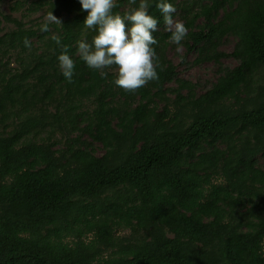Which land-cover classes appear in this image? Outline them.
<instances>
[{"label": "trees", "instance_id": "obj_1", "mask_svg": "<svg viewBox=\"0 0 264 264\" xmlns=\"http://www.w3.org/2000/svg\"><path fill=\"white\" fill-rule=\"evenodd\" d=\"M5 1L21 15L0 12V264H264V0H171L193 64L219 66L202 93L162 19L158 79L129 91L80 59L78 0Z\"/></svg>", "mask_w": 264, "mask_h": 264}, {"label": "clouds", "instance_id": "obj_2", "mask_svg": "<svg viewBox=\"0 0 264 264\" xmlns=\"http://www.w3.org/2000/svg\"><path fill=\"white\" fill-rule=\"evenodd\" d=\"M81 10H86L83 26L95 32L91 41L77 42V53L87 67L106 76V69L115 66L113 83L125 90H136L149 81L158 79L159 61L153 47L161 19L169 27V40L177 47L182 45L188 31L185 24L173 19L176 12L171 0H133L136 6L125 14L114 12L117 0H78ZM160 16L149 11L152 5ZM51 19L59 21L51 15ZM46 28V26H45ZM59 44V40L57 39ZM25 46L29 41L24 40ZM58 67L63 77L71 82L75 62L65 49L57 56Z\"/></svg>", "mask_w": 264, "mask_h": 264}, {"label": "rangeland", "instance_id": "obj_3", "mask_svg": "<svg viewBox=\"0 0 264 264\" xmlns=\"http://www.w3.org/2000/svg\"><path fill=\"white\" fill-rule=\"evenodd\" d=\"M11 2L5 1L3 4H0V12L4 14H11L12 17L20 18V13H12L10 11ZM180 13H175L173 19L179 20L181 22L182 19L179 15ZM40 14L33 15L32 18L39 17ZM47 15H44V20L47 19ZM62 18V16H60ZM27 19H24L26 21ZM59 20V18H58ZM50 22H54V20L50 19ZM8 27L11 28V24H8ZM166 31H170L169 27L166 26ZM235 44V39L228 38L220 47L219 50L224 53H231ZM195 54L189 53L186 50L184 45L177 47L175 44H171L167 49V58L172 62L173 65L176 66L178 78L182 80H186L196 85V93H202L207 88L211 86V83L216 81L218 77V69L219 66L213 64L212 62H204L201 64H193L195 60ZM12 67L16 65L12 62ZM236 66V61L233 58H223L220 62L221 68H231ZM260 165L262 169H264V159H260Z\"/></svg>", "mask_w": 264, "mask_h": 264}]
</instances>
